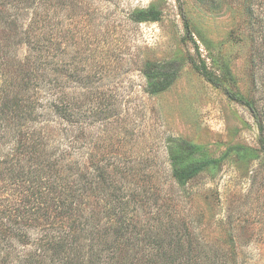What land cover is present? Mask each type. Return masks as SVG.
<instances>
[{
    "label": "trees",
    "instance_id": "trees-1",
    "mask_svg": "<svg viewBox=\"0 0 264 264\" xmlns=\"http://www.w3.org/2000/svg\"><path fill=\"white\" fill-rule=\"evenodd\" d=\"M54 7L55 0H0V217L7 225L0 240L8 256L15 252L12 264H235L158 203L157 187L127 158L133 146L127 150L115 132L118 102L100 89L101 68L71 66V37L60 49ZM160 17L149 6L129 19ZM188 60L220 85L203 63ZM141 73L151 95L167 89L180 66L145 59ZM224 90L251 112L264 157V117L246 96ZM167 160L171 180L185 187L221 157L183 141L169 147Z\"/></svg>",
    "mask_w": 264,
    "mask_h": 264
},
{
    "label": "rangeland",
    "instance_id": "rangeland-1",
    "mask_svg": "<svg viewBox=\"0 0 264 264\" xmlns=\"http://www.w3.org/2000/svg\"><path fill=\"white\" fill-rule=\"evenodd\" d=\"M149 6L161 10L160 19H129ZM54 11L60 49L71 37V66L101 68L99 87L118 102L115 132L121 130L127 150L133 146L127 158L157 187L158 203L197 228L211 253L220 248V258L235 264H264L259 132L249 109L224 90L246 96L264 117V0H55ZM188 55L220 85L197 72ZM145 59L176 60L180 73L167 89L148 95ZM183 141L221 161L177 187L167 156ZM6 226L0 217V233ZM14 253L8 256L0 240V258L12 264Z\"/></svg>",
    "mask_w": 264,
    "mask_h": 264
}]
</instances>
